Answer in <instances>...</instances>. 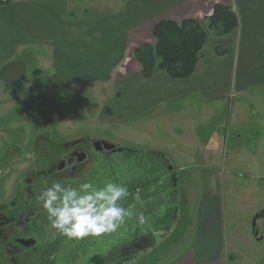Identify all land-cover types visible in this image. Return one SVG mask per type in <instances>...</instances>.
Wrapping results in <instances>:
<instances>
[{"label":"crops","instance_id":"1","mask_svg":"<svg viewBox=\"0 0 264 264\" xmlns=\"http://www.w3.org/2000/svg\"><path fill=\"white\" fill-rule=\"evenodd\" d=\"M219 2L235 8L239 25L225 36L209 34L194 74L173 79L159 70L145 78L133 52L141 44L154 43L156 24L165 19L202 21ZM120 6L110 14L107 10L91 16L87 9L73 13L67 0L1 3L0 71L13 61H24L27 69L30 62L39 63L42 68L31 67L41 74L34 75L33 69V82L21 87L33 93L93 85L97 93L104 92L93 110L97 118L138 124L140 130L149 123L154 137L163 135L157 141H171L170 148H182L187 155L206 153L213 167L216 149L199 125H210L211 139L218 123L210 119L220 110L225 113L228 100H249L255 98L254 89L264 90V0H127ZM218 47L226 50L224 55L217 54ZM9 87L0 79V94ZM210 167L201 170L205 206L198 207L189 260L181 264H223L231 258L226 255L223 205L214 190L220 180ZM168 180L166 175L162 187L169 195ZM168 195L163 201L162 196L151 199L145 208L158 205L156 213L164 216L160 205L169 204ZM145 214L151 217V212Z\"/></svg>","mask_w":264,"mask_h":264},{"label":"rangeland","instance_id":"2","mask_svg":"<svg viewBox=\"0 0 264 264\" xmlns=\"http://www.w3.org/2000/svg\"><path fill=\"white\" fill-rule=\"evenodd\" d=\"M127 0H67L73 13H83L87 9L91 16L98 11H115L117 4L120 7L126 5ZM42 68L37 63H29L27 73L22 81L4 88L0 94V211L10 214L15 207L22 203L20 186L28 171L38 168L36 160V144H48L55 150H61L63 144L83 141H104L115 146L133 149L127 161V151L117 152L110 159L116 165L121 158L125 160V166H135L136 176L140 178L142 166L160 163L166 167L169 180L167 190L162 187L164 182L158 184L162 175L153 172L143 173L141 181V193H149L165 200L169 196L168 205H160L164 211L161 217L158 213V205L152 208L137 205V208L149 217L145 212H151L148 224L139 227L135 222L129 232L134 234L138 229V235H146L150 224L160 221V227L168 230L165 235L156 233L153 235L152 246L133 255L127 262H120L118 254L106 258L107 244L105 237L82 240H69L60 236L52 241L43 252L36 264H181L188 261V253L194 241V217L202 206L201 199L205 194L206 186L202 180L203 172L211 164L207 160V154L203 156L185 153L182 148H170L157 139L162 140L161 134L154 137L150 133V124L143 125L140 130L138 124L103 121L97 118L95 107L97 99L103 93H97L93 85L70 89L57 87L54 91H28L21 89L23 85L32 83V70ZM44 72L50 73L51 69L43 67ZM92 88V89H91ZM111 94V93H107ZM251 95L238 101L231 98L227 102L225 113L216 114L210 119L215 121L216 133L210 139V125H199L203 129V136L208 138L212 147L216 149L214 166L215 176L220 182L215 185V195L223 205L225 231L227 237V252L231 258H226L223 264H264V222L258 221V226L263 235V240L258 241L253 235V219L264 209V90L254 89ZM107 96V97H106ZM105 99L111 96L105 94ZM104 99V100H105ZM126 124V126H125ZM131 128H134L131 129ZM229 135L227 136L226 135ZM90 162L96 169L100 180L111 178V172L105 168L107 164L105 156ZM192 159V160H191ZM191 160V161H190ZM123 165H118L122 170ZM92 169V170H93ZM117 171L118 168L116 167ZM119 169V170H120ZM135 175V174H134ZM173 184V188L170 186ZM177 184V185H176ZM176 187L174 188V186ZM137 186V185H134ZM175 189L177 192H175ZM201 199L198 203V200ZM155 200V199H153ZM175 201V202H174ZM152 203V202H151ZM129 204L126 202V205ZM178 215V217H177ZM158 217V218H155ZM161 217V218H160ZM160 219V220H159ZM172 226V227H171ZM172 228V229H171ZM150 229V228H149ZM158 230L157 227H154ZM113 236L111 242L114 245L126 240L120 233ZM160 232V231H159ZM160 234V235H159ZM105 238V239H104ZM130 239V237H128ZM117 241V242H116ZM45 248L40 242L38 252ZM143 249V247H141ZM125 258V256H123ZM0 260L3 264H9L6 257L0 251Z\"/></svg>","mask_w":264,"mask_h":264},{"label":"trees","instance_id":"3","mask_svg":"<svg viewBox=\"0 0 264 264\" xmlns=\"http://www.w3.org/2000/svg\"><path fill=\"white\" fill-rule=\"evenodd\" d=\"M9 2L10 0H0V4H7ZM238 25L239 18L235 8L219 2L214 5L212 14L204 17L202 21L197 19H185L181 22H176L170 19L160 21L156 24L153 30L154 43H144L139 45L135 48L133 56L141 64L143 76L145 78H151L156 71L161 70L173 79H188L195 72L202 49L208 41L209 34L213 33L218 36H225L237 29ZM216 52L218 55H224L226 50L218 47ZM33 73L38 76L41 74V70L35 69ZM62 146H64V144ZM116 147L121 152L128 150L127 161H131V164L133 165L132 158H129V156L130 154L133 155L132 153L136 151L125 147ZM125 163V160L122 161L121 158L118 160L117 165L110 162V165L114 167L116 173L113 175L112 171L109 172H111L112 180L116 182L124 181L128 185L130 192L134 194L138 189L141 190L140 183L143 180V173L139 178L136 176L135 166L127 167L125 166ZM118 165H123L126 169L122 170ZM116 167L118 168V171ZM151 171L153 172L154 168ZM89 179H94L97 182L99 177L97 174H93L89 176ZM161 179L162 178L158 179V182ZM82 181L83 180L80 182ZM147 189L149 191L148 187ZM148 191L146 192V195ZM144 194L145 193H141L142 197ZM127 202L129 204L133 203L131 196L128 198ZM160 224V221L156 222L154 225L150 224V229L148 228V230L145 231L148 234L140 236L138 234H141V232H139L137 228L133 230H136L134 234L130 233L129 228L131 225L128 224L120 235L122 238L128 236L130 239L126 237V240L120 243L117 238L118 244L116 245L113 243L111 245V242L114 241L113 236L116 233L104 236L107 238H104L107 241V244H109L110 247L112 246L110 249L108 248V255L106 258L112 257L115 253V255L118 254L121 256L119 258V260H121L120 262L129 261L134 254L152 246L154 243L153 235L156 236V233L165 235V233L168 232L166 228L160 227ZM154 227H157L158 230H155ZM141 247H143V249ZM123 256H125V258ZM0 264H3L1 260Z\"/></svg>","mask_w":264,"mask_h":264},{"label":"flooded vegetation","instance_id":"4","mask_svg":"<svg viewBox=\"0 0 264 264\" xmlns=\"http://www.w3.org/2000/svg\"><path fill=\"white\" fill-rule=\"evenodd\" d=\"M105 144L108 143L76 141L64 144L61 150H55L48 144H36L35 154L39 164L37 169L28 171L24 176L19 191L22 203L10 214L0 211V251L9 264H36L35 260L40 258L47 246L60 237L58 234L53 235L55 230L50 228L46 213L38 200L39 189L45 180H59L68 184L81 180L84 182L93 174L100 178L96 169H93L95 162L90 163L92 160L98 161V153H102L106 159L101 165L107 164L105 168L108 167L107 170L112 171L113 175L116 173L110 162L116 163L110 157L121 151L116 146L114 150H107ZM141 166L142 173L152 172L154 168L153 172L161 174L162 179L166 176L167 168L160 163ZM100 181L98 179L97 183ZM143 199L145 207L148 201L157 197L145 193ZM40 242L45 248L38 252Z\"/></svg>","mask_w":264,"mask_h":264},{"label":"clouds","instance_id":"5","mask_svg":"<svg viewBox=\"0 0 264 264\" xmlns=\"http://www.w3.org/2000/svg\"><path fill=\"white\" fill-rule=\"evenodd\" d=\"M130 196L133 203L125 206ZM38 200L50 228L55 230L53 235L69 240L102 238L119 233L129 222L143 227L149 221V217L137 208L139 204L142 209L145 203L140 190L133 194L124 181L109 178L99 183L87 179L68 184L45 180L39 189Z\"/></svg>","mask_w":264,"mask_h":264},{"label":"water","instance_id":"6","mask_svg":"<svg viewBox=\"0 0 264 264\" xmlns=\"http://www.w3.org/2000/svg\"><path fill=\"white\" fill-rule=\"evenodd\" d=\"M27 72V65L24 61H13L5 65L0 71V79L5 83L6 86H11L19 83L23 80ZM107 150H114L115 145L105 144ZM262 219L264 222V209L260 211L253 219V234L258 241L263 240V235L258 226V221Z\"/></svg>","mask_w":264,"mask_h":264}]
</instances>
